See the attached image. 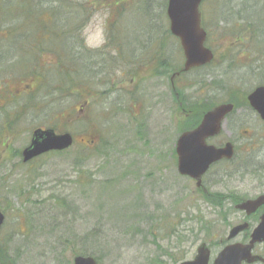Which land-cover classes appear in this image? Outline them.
I'll return each mask as SVG.
<instances>
[{
  "label": "rangeland",
  "instance_id": "1",
  "mask_svg": "<svg viewBox=\"0 0 264 264\" xmlns=\"http://www.w3.org/2000/svg\"><path fill=\"white\" fill-rule=\"evenodd\" d=\"M164 1L7 0L0 8V18L4 14L10 25L20 24L23 14L33 15L32 24L29 20L24 24L30 26V32L12 29L0 20V43L6 36L2 45L11 49V58L27 46L33 47L23 53L28 69L33 68V56H39L41 50L48 57L62 52L60 59L67 62L65 45L84 40L94 50L88 54L104 59L106 73L103 87L86 73L84 64L78 67L93 93L90 106L80 117L74 110L83 99L78 70L74 73L80 80L77 91L64 102L57 100L54 108L52 102L41 98L50 78L44 80L37 89L42 102L36 119L15 118L5 132L0 129V208L5 217L0 229V264H72L77 254L93 255L98 264H173L191 259L201 243L214 254L219 239L242 219L232 206L215 207L211 203L214 192L247 198L264 193V167H248V171L244 167L248 159V165L253 160L264 166V125L246 100L250 91L264 84L263 1L235 0L225 8L226 0L201 4L207 45L215 57L212 63L178 80L183 86L178 97L166 87L167 76L131 82L128 73L134 67L128 63L130 50L141 48V57H146L152 43L154 54L161 57L163 52L172 66L182 64L178 39L171 35L161 14ZM243 1L251 2L246 5ZM116 36L133 44V49H122L124 59L119 64L114 56ZM71 56L67 63L76 68L79 51H72ZM121 69L126 74L120 78L121 92L115 105L114 94L102 89H109L108 81L117 79ZM12 81L9 78L8 84ZM229 98L235 100L233 113L210 142L233 141L237 158L208 173V179L214 180L215 171H221L220 175L226 167L230 172L221 175L219 183L206 180L207 202L192 179L177 173L171 151L177 137L189 129L185 128L188 122L198 119V124L205 112L231 102ZM135 100L145 103L138 113L132 107ZM194 107L196 112H204L197 117ZM180 109H192L189 118L178 116ZM54 110L56 120H52ZM69 113L77 118L66 123ZM182 119L184 124H180ZM39 125L70 131L73 144L23 165L17 153ZM91 138L94 143H89Z\"/></svg>",
  "mask_w": 264,
  "mask_h": 264
},
{
  "label": "flooded vegetation",
  "instance_id": "2",
  "mask_svg": "<svg viewBox=\"0 0 264 264\" xmlns=\"http://www.w3.org/2000/svg\"><path fill=\"white\" fill-rule=\"evenodd\" d=\"M112 1L119 3V1H121V0H112ZM164 2H165V10L161 11V14L165 15L164 17L166 18V23L168 24V30H169V19H168V15H167V0H165ZM114 8H115V6H113V9ZM118 17L119 16L117 15L116 19ZM69 33H71L70 30H69ZM4 34H6V33L4 32ZM109 34H110V32H108V30H107V33L105 36L108 37ZM2 39H7V38H6V36H2ZM2 39H1V43H0L1 45L6 43ZM66 45H65V48H67V49H66L65 58L67 59V62L72 58V56H71L72 51H79V59L76 60V68L73 67L72 65H70L69 63L64 62L63 60L60 59L64 56V53L58 51L57 57L53 56V53L48 57L47 55L44 56L45 51L41 50L39 56H33V58L35 60V62L32 63L33 68L28 69L29 63L26 62L23 64L24 59H25V55L23 53H25V51L29 48L28 46L26 48H24L23 50H20L18 55L15 56L16 58L13 59L9 56L11 54V49L9 50L8 48H3V45H2V48H0V112H3V114H1L2 117L0 120V129L1 130H3L5 132L7 130L6 128H7V125H9V122L14 124L15 118L32 119L34 121L36 119V116L39 115L40 104L42 102L41 98H43L44 100L52 102V107H54V108H55V104L58 102L57 100H59L60 102H64L65 101L64 99H66L67 96L73 94L74 91H77V89L75 87L79 86V85H77V82L80 84V80L78 81L76 79V77L74 76V73H77L79 70L78 67L83 66V64L87 68L86 73L90 72V74H92V76L95 77L97 82H100L101 85L104 87V83H105L104 79H105V75H106V73H104V71H103L104 59H103V61L102 60L100 61L99 54L92 55V56L90 54H88V52H90L93 49H89L88 45L84 42V40L83 41L81 40L79 42L78 41L77 42L71 41L69 43V46H66ZM73 45H74V47H73ZM70 47L72 48V50H69ZM123 48L133 49V44L132 43H126V42L123 43L121 41V38L116 36L115 37V43H114V50H115L114 56L116 57V62L118 64H119V61L121 58L124 59V56L121 55V52H123V50H122ZM29 49H31V48H29ZM137 50H140V51L137 53ZM17 52H18V50L16 51V53ZM51 52H52V50H51ZM26 53L33 55V52L32 53L26 52ZM143 54H144V51L141 48L136 49L135 51L130 50V56L132 58H131V60L128 61V63L129 64L132 63L134 66L133 70L131 71L132 73H130L128 71V73L131 74L130 75L131 82L132 81L135 82L140 77H141V79H145V81H148L150 79L152 80L153 78H160L161 79L162 77L167 76L168 77V83H167L166 87H169L171 92L175 93L177 95V97H178V94H180V91L182 92V87H183L182 83H179L178 80L181 79L187 72H189L191 70L195 71V70H198L201 68V67H196V68L194 67V68H191L187 71L182 70L183 64H184V59H183L182 64H179V65L176 64V65L172 66V64H170L168 62V59L164 58L163 52H161L159 54L161 57L158 56V53L154 54L153 43L150 45L149 52L146 51V57H141ZM40 56H41V58H40ZM42 59H44V60H42ZM202 67H204V66H202ZM79 73L81 74L82 72L79 70ZM125 74H126V72L121 69V71H119V75H118L117 79H115L114 81H108V84H109L108 88L109 89H102L103 91L108 90V91L112 92V94H114L113 101H114L115 105H118L119 93L121 92L120 91V89H121L120 85L122 82H121L120 78H123ZM85 75L86 74L83 71V73L81 75V84H80V85H82V88H81V93H79L80 95H82L83 99H82V102L80 104V107L74 109L75 111H79V114H77L78 117H80V114L83 113V111L86 109L87 106H90L91 98L93 96L92 90H89L90 89L89 83H88V80L86 79L87 77ZM9 78H13V81L11 83H9L10 85L8 84ZM49 78H50V82H49V88L47 89V93L44 95V97H41V98L37 97V92L39 90V86L41 85V82H43L44 80H47ZM26 79L28 80V82H25ZM6 85H7V87H6ZM105 85H106V83H105ZM137 85L138 84H136L135 87H137ZM146 90H147V88H146ZM96 95H97V93H96ZM117 98H118V100H117ZM180 103L182 104V102H180ZM142 105H145V103L143 104L142 101L135 100L132 103L133 110L136 113H138L141 110ZM150 106H151V104L149 105V107ZM146 107H148V104L146 105ZM249 107H251L250 104H249ZM71 110L73 111L72 108H71ZM251 110L254 113V115L256 117H258L264 125V119H262L260 117V115L252 107H251ZM177 113L179 114L178 116L182 115V118H183V116H185V119H187L191 115L192 109L191 110L190 109H187V110L183 109L182 111L180 109V111ZM77 116L73 115L72 113H69L67 120H66L67 121L66 123H70L73 119L77 118ZM64 117H65V115H64ZM56 119H58V117H57L55 110H54V111H52V120H56ZM183 120L184 119L181 120L182 122H180V124L185 123ZM197 125L198 124L190 127L188 130L195 128ZM38 128L53 129L56 133L68 132L72 135L73 141H74V135L70 131H67L64 129L57 130L56 128L52 127V125H50V126L39 125L37 127L35 126L31 131V135H30L28 143L17 153V157H20L21 164H23V165H31V163L33 161H35L36 158H38L42 155H46V154H49L52 152H56V150H50V151L44 152L42 154H39L37 156H34V157L24 161L23 150L30 144L32 134ZM219 134L220 133H218L217 135H219ZM217 135H214L212 137L207 138L206 142L208 144L215 145L216 147H221L226 142H231L232 147H233L232 156L230 158H221V159L211 163L210 166L208 167V169L201 175V178H200L201 186L200 187H198L196 185L195 179H192L188 176L190 179H192L194 181L197 191L202 195V197L205 198V200L207 202L209 200H207L206 199L207 197L205 196L206 194H208L207 193V191H208L207 187L208 186L206 187V184H207L206 180H211L210 183H219V178H222L221 175H223V174L229 175L230 172H229L228 168L225 167L224 173H221L219 175V173L221 171H215L216 169H214V171H215L214 172V176H215L214 180L211 176H210L211 178L208 179V177H209L208 173L211 172V170L215 166L217 167L219 165H225V164L229 165V163H233L234 158H237L235 145H234L233 141L227 140L224 143L219 142L218 144H213L212 142H210L211 139L213 137L215 139V137ZM86 141H88V140H86ZM176 142H177V139H176ZM176 142H175V146L172 147L171 154H172L174 161L176 163L177 173L181 176H184V175L180 174L178 171V157L176 154ZM89 143H94V139H92V138L89 139ZM236 149H237V147H236ZM248 160H250V159H248ZM248 160L244 162V167L246 169H248V167L249 168L251 167V169L253 167H255V168L264 167V166H259L256 163H253V160H251L252 163L250 165H248L247 164ZM240 168H242V167H240ZM251 169H250V171H251ZM242 171H245V170L243 169ZM255 171H256V169H254V172ZM217 193H221V192H214V196H215L214 202H211V203L214 204L215 207H219V208H223L224 205L232 206L233 209L238 210L242 214V219L239 223L230 226L227 235L224 238L219 239V241H218L220 244L219 249L214 254H212L210 252V258H209L208 264H213L215 258L218 256L219 252L222 250V248L224 246L231 244V243H235V242H240L242 244H248L249 241L251 240V234H252L254 228L261 221V217L264 216V197L262 198V203L259 204L252 211H248L246 209L239 208V206L242 205L245 201H253L260 196H264V193H260L256 197H248V198L247 197H240L239 194L233 193V192H231V193L222 192L224 194H221V196L216 195ZM243 223L247 224L246 228L242 231H239L233 238L227 240L226 238H227L230 230L233 227H236V226L243 224ZM250 253L252 256H255L257 258L251 262L242 261V264H264V241L259 242V243L255 242L252 246ZM211 255H213V256L211 257ZM174 263H177V262H174Z\"/></svg>",
  "mask_w": 264,
  "mask_h": 264
},
{
  "label": "water",
  "instance_id": "3",
  "mask_svg": "<svg viewBox=\"0 0 264 264\" xmlns=\"http://www.w3.org/2000/svg\"><path fill=\"white\" fill-rule=\"evenodd\" d=\"M201 0H168L167 15L169 30L179 40L184 64L182 70L187 71L209 63L213 58L212 51L205 45L206 31L201 24ZM247 99L249 104L264 119V85H259L251 91ZM234 108L230 102L221 103L205 112L199 124L188 131L183 132L176 142V154L178 157V171L182 175H189L196 180V185L201 186V175L209 165L221 158H230L233 154L231 142H226L221 147L208 144L206 139L220 133L225 123V118ZM72 136L69 133L57 134L53 129H36L30 144L23 150L24 161L50 150H63L72 144ZM260 196L253 201H245L239 206L241 209L252 211L262 203ZM4 220V214L0 210V227ZM243 223L233 227L227 240L233 238L239 231L246 228ZM264 241V216L254 228L251 240L248 244L235 242L222 248L213 264H242V261L251 262L257 257L250 251L255 242ZM209 248L205 243L197 247V253L193 260L179 264H208ZM73 264H97L91 255H77L73 258Z\"/></svg>",
  "mask_w": 264,
  "mask_h": 264
},
{
  "label": "trees",
  "instance_id": "4",
  "mask_svg": "<svg viewBox=\"0 0 264 264\" xmlns=\"http://www.w3.org/2000/svg\"><path fill=\"white\" fill-rule=\"evenodd\" d=\"M30 0H25V2H29ZM233 1H235V0H226L225 1V5H224V8L228 5V3L229 2H233ZM256 2H260L259 0H255ZM263 1V2H262ZM5 2H7V0H0V8H2V5L5 3ZM244 2V1H243ZM251 1H249L248 2V4H246L245 2H244V4H246V5H249V3H250ZM261 2H262V5L261 6H263L264 7V0H261ZM10 6H8V8H9ZM26 7H24V9H25ZM24 9H22L21 11L22 12H24ZM255 11V13H256V17H257V9H255L254 10ZM26 13V12H25ZM0 14H1V12H0ZM23 16H25V19H23V20H21V22H20V24L19 23H16L15 25H10L9 23H11V20L10 19H8L7 17H5V15L3 14L2 15V17L0 18V20H2V21H4L5 23H7L8 25H10L11 26V28L12 29H17V30H19V31H21V32H28L29 30H30V26L28 27V26H25L24 24H26L25 23V20L27 21V20H29V24L31 25L32 24V20L30 19L31 17H33V15L31 14V15H29V16H26L25 14H23ZM241 19V17L240 18H236V22H237V20H240ZM224 20V21H223ZM219 22H226V19H219L218 20ZM28 22V21H27ZM259 22V21H258ZM235 24V23H234ZM239 24V23H238ZM28 27V28H27ZM30 32V31H29ZM53 37H55V35L53 34L52 35V38ZM54 39V38H53ZM55 40V39H54ZM239 40H242V38L240 37L239 38ZM29 48H33L32 46H29ZM31 56H33V55H31ZM228 101H232V102H234L235 103V100L233 99V98H229V100ZM194 113L196 114V116L198 117V116H200L203 112H201L200 110H197V112H196V110H195V107H194ZM197 113H198V115H197ZM197 122H198V119H195V120H192L191 122H188L187 123V126L185 127V128H190V127H192V126H194V125H196L197 124ZM218 194H224V193H217L216 195H218ZM219 196H221V195H219ZM0 250H2L1 248H0ZM95 257V256H94ZM96 258V257H95Z\"/></svg>",
  "mask_w": 264,
  "mask_h": 264
}]
</instances>
